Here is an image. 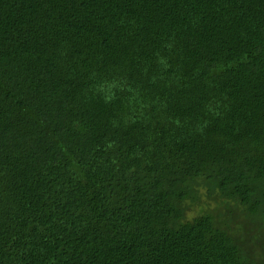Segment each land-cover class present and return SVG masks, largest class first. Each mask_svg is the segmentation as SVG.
Returning <instances> with one entry per match:
<instances>
[{"label": "trees", "instance_id": "16d2710c", "mask_svg": "<svg viewBox=\"0 0 264 264\" xmlns=\"http://www.w3.org/2000/svg\"><path fill=\"white\" fill-rule=\"evenodd\" d=\"M0 264H264V0H0Z\"/></svg>", "mask_w": 264, "mask_h": 264}]
</instances>
